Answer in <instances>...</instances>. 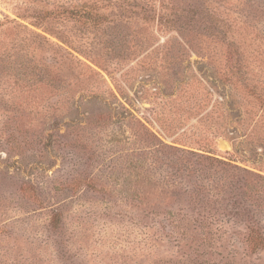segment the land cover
<instances>
[{"label": "rangeland", "instance_id": "374dc122", "mask_svg": "<svg viewBox=\"0 0 264 264\" xmlns=\"http://www.w3.org/2000/svg\"><path fill=\"white\" fill-rule=\"evenodd\" d=\"M73 1L0 0V264H264V0Z\"/></svg>", "mask_w": 264, "mask_h": 264}, {"label": "trees", "instance_id": "16d2710c", "mask_svg": "<svg viewBox=\"0 0 264 264\" xmlns=\"http://www.w3.org/2000/svg\"><path fill=\"white\" fill-rule=\"evenodd\" d=\"M177 1L178 0H159L157 3V0H146V2L144 3V7H143V10H144L143 12L145 15L146 22H159L161 31H163V28H167V27L169 28L171 26L173 27L175 22H180L182 12H184V10L179 11L180 9L177 6ZM57 10L60 11L61 14H63V17H65V20H67V22L74 21V22H84L85 24H87L88 22H116L118 19H120L117 17L113 18V15H110L106 11H102L95 0H79L76 2L75 1L67 2L65 5L61 6ZM46 13H47L46 11H44V13L43 11H41L39 14H34L32 16L36 18L35 23L37 25H39L37 21L38 22L47 21L48 15H44ZM22 17L29 18L28 16H24V15ZM3 27L8 28L9 31L14 32L13 34L17 35L19 38L20 37L22 38L21 40L17 42V39L19 38L8 36V38L11 37L12 42L10 43L7 41L5 42L4 47L2 48V52L5 57H3L2 60L9 61L12 58L11 56H13L10 51L14 49H18L17 45L23 47L19 49H24V50L29 51L32 48L30 47L32 43L34 42L38 43L37 47L34 46L32 48L33 52H35L36 49H41V50L45 49L46 45L51 43L50 40L46 36L34 31L29 26L21 23L18 20H9L8 18L1 19L0 29L1 30L5 29ZM22 33H23V36H21ZM30 36L32 37L33 41H29ZM63 42L66 43V45L69 48L85 53L83 48L76 46L74 41L72 42L63 41ZM58 47L61 50L62 49L65 50L66 54L73 58L72 60L76 58L73 55V52L62 47L61 45H59ZM26 53L28 54L29 52H26ZM20 56L22 55L20 54ZM79 61L81 60L79 59ZM21 66L23 67V64ZM87 67L91 69L92 71H96L89 65H87ZM40 70L42 72L43 68L41 67ZM253 93H255L259 97L264 96L263 91H255ZM263 244H264V240H261L260 242H256V245L258 246L260 245L261 247Z\"/></svg>", "mask_w": 264, "mask_h": 264}]
</instances>
